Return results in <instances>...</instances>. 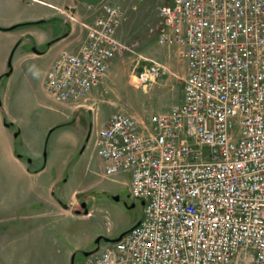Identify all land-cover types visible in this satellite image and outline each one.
Segmentation results:
<instances>
[{"label":"built area","instance_id":"1","mask_svg":"<svg viewBox=\"0 0 264 264\" xmlns=\"http://www.w3.org/2000/svg\"><path fill=\"white\" fill-rule=\"evenodd\" d=\"M77 51L60 50L44 88L82 105L130 46L101 2ZM156 40L185 62L182 99L140 123L113 111L95 131L100 175L129 173L138 224L80 264H264V0H157ZM152 60L140 73L149 85ZM150 74V75H149Z\"/></svg>","mask_w":264,"mask_h":264},{"label":"rangeland","instance_id":"2","mask_svg":"<svg viewBox=\"0 0 264 264\" xmlns=\"http://www.w3.org/2000/svg\"><path fill=\"white\" fill-rule=\"evenodd\" d=\"M93 18L90 17L86 24ZM125 20L126 14L122 23ZM77 25L85 33L84 25ZM154 27L153 20L148 19L141 30L128 31L124 44L129 45L130 49L122 53L121 65L127 74H110L111 81L107 82L101 96L92 99L93 94H89L82 106L74 110L75 117L67 120L68 124L65 116L69 111L62 103L52 102V109L44 107V114L45 111L52 113L57 122L46 129L42 136L41 159L32 160L31 163L33 166L47 163L48 170L53 173L64 169L63 179L66 182L59 184L61 189L56 191L57 204L51 207L57 213L38 218L20 217L23 212L40 207V202H37L34 206L14 211L15 216L10 218L14 215V201L8 190L9 176L0 170V264L8 263L6 252L16 247L14 244H17L22 264H80L84 258L83 252L96 247L94 239L98 235L117 237L141 217V200L129 194V173L122 172L112 178L100 175L101 165L93 145L98 125L93 122L100 118L103 110L110 114L122 110L143 123L150 115L166 111L180 102L185 76L184 59L176 48L168 49L156 40ZM152 60L161 64L162 69L147 85L141 82L139 76L148 69ZM76 116L85 118L78 122ZM16 141L22 152L33 153L29 143L22 144L20 137ZM23 156L27 158L26 154ZM77 193L79 196H76ZM28 194L30 196L26 201L36 197L35 192L28 191ZM15 199L21 201L18 196ZM80 200H84L87 213L79 205ZM65 208L67 211H64ZM8 233L15 240L11 239L6 246Z\"/></svg>","mask_w":264,"mask_h":264},{"label":"crops","instance_id":"3","mask_svg":"<svg viewBox=\"0 0 264 264\" xmlns=\"http://www.w3.org/2000/svg\"><path fill=\"white\" fill-rule=\"evenodd\" d=\"M102 2L118 5L126 14V20L115 32L116 38L123 43L128 31L141 30L148 19L154 24L159 19L157 0ZM99 7V3L89 6L77 0H0V170L9 176L8 190L14 201V215L10 218L15 216L14 211L34 206L37 202H40V207H34V211L27 210L20 217L38 218L57 213L51 207L57 204L56 191L61 189L59 184L66 182L63 179L64 169L53 173L48 170L47 163L35 166L31 163L41 159L42 136L57 122L52 113L45 111V115L43 109H52V102H60L69 111L65 116L67 121L75 117L74 110L82 105L62 102L50 96L44 88V78L60 50L77 51L85 35L77 24L84 25L90 17L95 18L100 12ZM122 59L123 54H116L110 59L105 76L90 92L92 99L105 91L107 82L111 81L110 74H127L122 70ZM101 114L93 122L98 128L110 112L103 110ZM18 137L22 144H30L33 153L18 149ZM28 191L36 193L30 201H26L30 196ZM17 196L21 201H16ZM10 235L6 234V246L11 239L15 240ZM14 245L17 247V244ZM16 247L6 252V264H22Z\"/></svg>","mask_w":264,"mask_h":264},{"label":"water","instance_id":"4","mask_svg":"<svg viewBox=\"0 0 264 264\" xmlns=\"http://www.w3.org/2000/svg\"><path fill=\"white\" fill-rule=\"evenodd\" d=\"M78 2H81V3H84L86 5H89V6H93L95 4H98L100 3L102 0H77ZM28 161H30V159H27ZM76 196H79V193H77ZM114 199H118L117 196H113ZM141 203L143 204L144 201H141ZM64 207H67L66 204H63ZM81 207L84 208V213H87L88 212V209L86 208V205H85V202H82L81 203ZM76 213H79V210H76L75 211ZM139 220H137L131 227H133L134 225L138 224ZM130 227V228H131ZM130 228H128L127 230L121 232L117 237H114V238H110V237H105V236H102V235H98L95 239H94V243L98 245L99 241L100 240H103V241H117L119 240L128 230H130ZM96 249V247L94 248ZM91 251V250H90ZM90 251H84L83 252V255H87Z\"/></svg>","mask_w":264,"mask_h":264},{"label":"flooded vegetation","instance_id":"5","mask_svg":"<svg viewBox=\"0 0 264 264\" xmlns=\"http://www.w3.org/2000/svg\"><path fill=\"white\" fill-rule=\"evenodd\" d=\"M74 118V117H73ZM85 117L82 116L81 118H78V122L81 121V119L83 120ZM75 119H72V122H74ZM84 202V200H80L79 201V205L81 206V203ZM101 244V240L99 241L98 245L96 244V247H98Z\"/></svg>","mask_w":264,"mask_h":264},{"label":"bare ground","instance_id":"6","mask_svg":"<svg viewBox=\"0 0 264 264\" xmlns=\"http://www.w3.org/2000/svg\"><path fill=\"white\" fill-rule=\"evenodd\" d=\"M150 75V74H149Z\"/></svg>","mask_w":264,"mask_h":264}]
</instances>
